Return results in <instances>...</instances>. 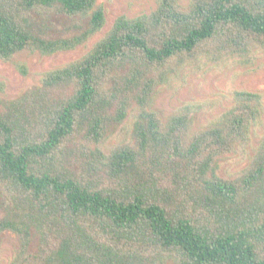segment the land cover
I'll list each match as a JSON object with an SVG mask.
<instances>
[{
    "label": "trees",
    "instance_id": "1",
    "mask_svg": "<svg viewBox=\"0 0 264 264\" xmlns=\"http://www.w3.org/2000/svg\"><path fill=\"white\" fill-rule=\"evenodd\" d=\"M105 25L97 0H0V61L74 51ZM261 59L264 0H156L40 87L0 99L10 264H264V91L232 92L197 129L190 106L166 122L154 108L188 71ZM129 117L128 140L108 148ZM248 148L246 170L221 177L227 156Z\"/></svg>",
    "mask_w": 264,
    "mask_h": 264
},
{
    "label": "rangeland",
    "instance_id": "2",
    "mask_svg": "<svg viewBox=\"0 0 264 264\" xmlns=\"http://www.w3.org/2000/svg\"><path fill=\"white\" fill-rule=\"evenodd\" d=\"M186 4L188 0H181ZM105 11L106 25L85 46L71 52L58 53L48 57L22 52L14 57L13 63L0 61V99L13 100L22 93L40 87L42 75L48 71L60 68L85 55L92 45L101 39L110 29L115 19L125 15L136 17L149 14L156 7V0H97ZM15 64H22L27 69L25 76L21 75ZM234 91H264V59L259 60L251 68L242 67H211L199 71H188L170 86L163 88L155 99L154 108L161 115L162 121L175 112L190 106L194 110L196 124L194 129L211 122L230 104V96ZM132 119L129 117L107 147L116 146L120 141L129 138ZM258 135H264V115L261 119ZM255 139L253 147H256ZM248 148L246 153L239 151L227 156L221 165L220 176L234 179L240 176L248 167L254 153ZM18 249L17 240L9 234L0 237V264H10Z\"/></svg>",
    "mask_w": 264,
    "mask_h": 264
}]
</instances>
